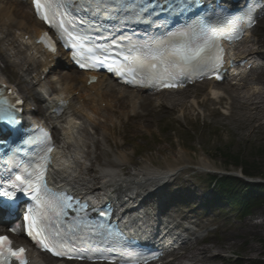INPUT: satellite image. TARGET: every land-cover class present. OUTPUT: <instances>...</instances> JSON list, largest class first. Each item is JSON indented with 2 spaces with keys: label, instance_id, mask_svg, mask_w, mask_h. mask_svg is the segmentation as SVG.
Here are the masks:
<instances>
[{
  "label": "snow or ice",
  "instance_id": "snow-or-ice-1",
  "mask_svg": "<svg viewBox=\"0 0 264 264\" xmlns=\"http://www.w3.org/2000/svg\"><path fill=\"white\" fill-rule=\"evenodd\" d=\"M89 10L96 15L111 16L124 13L125 21L132 20L151 27L162 29L148 39L134 40L131 36H98L89 40L87 35L76 32L77 21L66 10L69 4H77L78 0H33L36 12L50 28H56L60 38H70L73 59L79 67L89 71L106 69L108 73L119 78L123 83L131 86L153 84L162 88L177 87L176 83L182 77L209 78L221 80V69L224 66L225 52L222 45L224 39H232L246 23L254 21V9L248 7L238 16H229L221 9L205 15L192 22H185L181 26L168 27V21L174 15H183L190 9L202 5V0H84ZM160 14L164 24L155 19ZM80 24H88L81 19ZM71 27V31L69 30ZM105 40L107 43H100ZM40 43L46 44L48 49L56 52V45L52 38L45 33ZM92 83L96 78L92 77ZM15 96V93H11ZM23 101L15 99L11 103L0 92V122L9 127H16L21 123L17 105ZM72 123H79L72 121ZM46 142L41 156V162L31 171L24 170V175L15 176V181L8 187L0 185V196L14 201L18 192L31 196L33 206L27 209L23 216L24 230L27 237L35 246L46 252L67 260H92L93 256L82 255V248L76 246V241H84V233L93 235L104 225L88 223L85 215L76 216L69 220V213H86L89 205L75 199L71 194L52 190L47 183V168L51 164V154L54 146L50 143V136L44 129L33 128ZM36 137L28 135L21 143H32ZM101 217L109 213L99 210ZM11 231L20 233L19 225H13ZM79 234V235H78ZM30 264L27 249L14 248L12 240L0 236V264ZM113 264L115 262L113 261Z\"/></svg>",
  "mask_w": 264,
  "mask_h": 264
},
{
  "label": "rangeland",
  "instance_id": "rangeland-1",
  "mask_svg": "<svg viewBox=\"0 0 264 264\" xmlns=\"http://www.w3.org/2000/svg\"><path fill=\"white\" fill-rule=\"evenodd\" d=\"M5 3L12 6L15 17L10 20L0 15V78L13 85L19 68L25 70L26 65L21 62L22 57L16 56L15 48L8 46L7 39L17 36L21 31V23H25L29 27L27 31H30L35 20L30 9L16 0H0V7L6 6ZM253 33L242 50L264 55V20ZM6 57L15 63L10 64ZM71 71L65 62H61L57 74L54 73L44 82L46 90L52 93V88L70 81V78L64 79L62 74ZM246 82L251 89L260 88L256 82H264V68L251 73ZM218 93L221 94V91ZM187 94L189 98L184 111H166L159 114L154 124L144 127L134 125L132 120L126 118L124 111L128 104L116 96L115 99L124 101V104L114 110L116 121L107 122L111 152L126 154L130 162L125 167V174L149 166L153 169L150 164L160 170L181 166V171L172 179L174 183L162 193V204L169 209H175L178 205L179 208L173 210L176 217L190 219L193 224L181 222L182 226L193 225L198 232L190 237L189 246L208 247L211 250L209 257L213 258L209 260L210 264H248L249 261L259 260L264 257L261 246L264 240V206L253 207L250 215L242 216L238 209H232L226 202H216L220 193L212 187L210 173L242 177L240 166L234 167L220 156L226 151L230 155L239 154L243 161H256L264 169V158L256 150L264 148V119L260 122V129L251 131L235 122L227 105L220 103L217 98L212 99L210 86L190 88ZM151 98L152 104L160 99ZM32 108L36 111L39 109V114L43 113L41 106ZM105 111L108 113V108ZM95 138L99 141L100 136L96 134ZM108 156V159L112 158L111 154ZM185 163L188 167L182 168ZM199 164H205L208 168L201 169ZM104 165L105 161L99 159L95 166L96 175L104 169ZM252 181L264 183L261 177ZM100 183L98 180L92 186L98 188ZM188 205L196 206L197 210L190 209Z\"/></svg>",
  "mask_w": 264,
  "mask_h": 264
},
{
  "label": "bare ground",
  "instance_id": "bare-ground-1",
  "mask_svg": "<svg viewBox=\"0 0 264 264\" xmlns=\"http://www.w3.org/2000/svg\"><path fill=\"white\" fill-rule=\"evenodd\" d=\"M5 5L0 7V15L13 20L15 16L11 9L12 6L8 3H5ZM35 24L38 25V23ZM20 27L22 30H28L29 28L25 23H21ZM25 35L29 36L27 42L21 39ZM37 36L38 30L33 27L29 32H20L15 38L7 39L8 46L15 48L16 54L22 57L20 58L21 62L26 65L25 70L19 68L16 82L12 85L20 90L26 100L46 106L56 97L68 98L75 90L80 92V97L90 98L91 96L88 95L89 91L92 88L96 89V94L91 97V103L79 104L77 102L79 97L72 105L70 112L67 114L68 116L62 117L59 121L62 129L57 130L56 140L59 145V151L56 154L53 179L66 183L75 192L81 194H87L91 191V185L98 180L101 183L100 187L95 189V192L113 187L120 190L121 194L129 193L134 196L143 190L154 194L155 191L163 187L164 189L169 188L172 185V179L181 171V166H169L166 170H160L150 164L153 169H150L149 166L133 169L125 174V167L130 161L123 152L115 154L111 152L107 122L114 123L116 121L113 117V108H120L126 101V105L128 104V108H125L124 111L126 118L132 120L133 124L139 125V127L151 126L159 117V114L178 109L184 111L187 108L186 103L189 98L187 92L190 89L164 91L149 97L142 96L138 91L127 90L112 84L107 90L108 94H112L106 97L107 93H101L100 89L108 81H101L96 86L84 90V84L87 81L86 75L78 72L72 74L70 72L62 74L64 79L70 78V81L63 84L60 83L58 84L59 87L52 88L55 95H51L47 92L45 85L40 82V76L46 67L50 65L48 58H52V56L44 55L40 47H35L32 41ZM262 46L264 47V43H262ZM23 52L26 53L24 56ZM30 52L34 54L32 58L27 56V53ZM37 55H40L41 59L36 60L35 56ZM6 61L10 64L15 63L10 57H6ZM21 62L19 65H21ZM259 70L255 72H259ZM256 83L260 86L256 90L251 89L250 84L246 81H242V84L236 86L221 85L214 82H203L200 85L210 86L212 93L216 94L217 100L227 105L235 122L253 131L261 128L260 122L264 119V82ZM35 87H38L39 90ZM217 91H221L222 94L217 95ZM116 95L124 97V101L115 99ZM151 97L160 99L155 104H152L150 103L152 102L151 99H153ZM102 102H105L107 107L110 108L108 113L99 106ZM31 106H34L33 103L27 104L28 109ZM45 112L48 113L49 110H45ZM72 121H81L83 126L78 127L77 123H72ZM54 123L57 122L54 121ZM95 134L100 136L99 141L95 138ZM109 154L112 155L111 159H108ZM99 159L105 161V167L99 170L96 175L95 166ZM185 167H188L187 163L182 166V168ZM198 167L201 169L208 168L205 164L204 166L199 164ZM175 181H178V179ZM131 186H134L133 191L130 190ZM160 196L161 193L156 198L161 200ZM186 218L188 219V217ZM188 231L191 233L195 232L193 227H189ZM190 241V239L184 238L181 251L174 256L171 264H210L209 260L213 259L209 257L211 250L206 246L195 245L190 247L188 243ZM33 261V264H60L52 261L46 255H38Z\"/></svg>",
  "mask_w": 264,
  "mask_h": 264
},
{
  "label": "trees",
  "instance_id": "trees-1",
  "mask_svg": "<svg viewBox=\"0 0 264 264\" xmlns=\"http://www.w3.org/2000/svg\"><path fill=\"white\" fill-rule=\"evenodd\" d=\"M259 155L264 158V148L256 149ZM225 161H229L234 167L240 166L242 174L246 178L264 179L263 165L256 161L241 160L239 154L230 155L227 151L221 153ZM251 161V162H250ZM262 165V166H260ZM212 185L215 191L220 193L217 201L226 202L233 209H238L243 216L250 215V210L256 206H264V185L253 186L247 182L236 178H217L212 177ZM264 256V240L261 241ZM264 258V257H262ZM249 261L248 264H264V259ZM235 264H243L236 262Z\"/></svg>",
  "mask_w": 264,
  "mask_h": 264
}]
</instances>
